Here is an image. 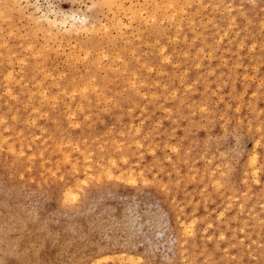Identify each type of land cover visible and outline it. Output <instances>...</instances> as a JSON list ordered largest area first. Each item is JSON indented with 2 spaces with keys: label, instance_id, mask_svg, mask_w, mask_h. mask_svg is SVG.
<instances>
[{
  "label": "rangeland",
  "instance_id": "374dc122",
  "mask_svg": "<svg viewBox=\"0 0 264 264\" xmlns=\"http://www.w3.org/2000/svg\"><path fill=\"white\" fill-rule=\"evenodd\" d=\"M3 1L0 264H264V0H122L150 6L113 39L41 35L42 12L91 22L103 0Z\"/></svg>",
  "mask_w": 264,
  "mask_h": 264
},
{
  "label": "bare ground",
  "instance_id": "6f19581e",
  "mask_svg": "<svg viewBox=\"0 0 264 264\" xmlns=\"http://www.w3.org/2000/svg\"><path fill=\"white\" fill-rule=\"evenodd\" d=\"M12 1H14L16 4L15 5H17V9L19 8L20 9V6L18 7V4H20V3H18L17 4V2H21V0H12ZM25 1V0H24ZM123 1H125V0H123ZM127 1V0H126ZM133 1H135V0H133ZM143 1V0H142ZM159 1V0H158ZM165 0H161V2L163 3ZM178 1V0H177ZM204 1V0H203ZM6 2H9V3H7V4H10L11 6H12V8H14L13 7V5H14V3L12 4V2H10V0H6ZM37 2V1H36ZM35 2V3H36ZM129 2H131V0H129ZM144 2H147L148 3V0H145ZM149 2L150 3H152V5H153V9H154V6H156L157 5V3H156V0H149ZM176 3V1L175 0H173V1H171V2H169V3ZM186 3L187 2H191L190 0H186L185 1ZM220 2V1H219ZM3 3H5V0L3 1ZM2 3V4H3ZM136 3V2H135ZM137 3H138V1H137ZM155 5H154V4ZM169 3L167 4V5H169ZM30 4V3H29ZM34 4V3H33ZM38 4V3H37ZM134 4V3H133ZM165 4H166V2L165 3H163L162 5H160V6H164V8H165ZM223 4V3H222ZM31 5L32 4H30V7H31ZM140 5V4H139ZM138 5V6H139ZM143 5V4H142ZM149 4H147V6H148ZM192 5V4H191ZM203 5V4H202ZM213 5V4H212ZM220 5H221V3H220ZM124 5H123V2H122V0H103V2H102V4L100 5V7L98 8V10L102 13L101 15H102V18L103 19H100V20H98V18H97V16H95V18L93 19V21H87V18H86V16H84V15H79V14H74L73 12V14H71V15H67V13L66 14H63V13H61V16L59 17L57 14H56V12H53V14H52V11H51V15H53V17H50L48 14H45V13H41V19L44 21V23L47 25V30L45 31V32H43L42 34H41V28H40V34L41 35H43V36H46V37H49L50 39H51V37H53L54 39H57V37L59 38V36L63 39L64 37H66V35H65V33L67 32L68 33V35H67V37L68 38H71V36L72 35H75V36H80L81 38L83 37V38H91V39H95V37L96 36H100V37H108L109 35V37H111V34L115 31V33H118V34H116L117 36L118 35H120V32H122L124 29H127L126 27H128V29H129V27L130 26H127L128 25V23L131 21L130 19L131 18H134V17H138L139 18V20H141V19H143L144 17H142V18H140L141 17V13L140 12H143L144 10H142L141 11V8H146L147 6H145V7H138V6H136V7H138V8H136V9H134L133 7L134 6H132V5H128V6H126V9L123 7ZM150 6V5H149ZM170 6V5H169ZM172 6V5H171ZM170 6V7H171ZM182 5H180L179 4V9H180V7H181ZM187 6V5H186ZM189 6H190V3H189ZM29 7V6H28ZM37 7V6H36ZM90 7V6H89ZM128 7V8H127ZM183 7H184V4H183ZM188 7V6H187ZM201 7V6H200ZM207 7V6H206ZM3 8V7H2ZM9 8V7H8ZM12 8H9V9H12ZM48 8V7H47ZM148 8V7H147ZM159 8V7H158ZM168 8V7H167ZM167 8H165V9H167ZM195 8V7H194ZM164 9V10H165ZM169 9V8H168ZM212 9H214V7L212 8ZM217 9V8H216ZM28 10V9H27ZM50 10V9H49ZM113 10L115 11L114 13H113ZM176 10H178V9H176ZM181 10V9H180ZM192 10V9H191ZM199 10H202V9H199ZM60 11V10H59ZM162 11V7H161V10H160V12ZM184 11V10H183ZM196 11H198V10H196ZM36 12V11H35ZM61 12V11H60ZM112 12V13H111ZM122 12V13H121ZM155 12H156V9L154 10V14H155ZM164 12L165 11H162L161 12V14H164ZM185 12V11H184ZM203 12V11H202ZM48 13V12H47ZM109 13H111L113 16H112V18H110L109 20H108V17H110V16H108L109 15ZM157 13V12H156ZM174 14L173 15H175V12H173ZM181 13V12H180ZM187 13H189V12H187ZM198 13V12H197ZM0 14H1V12H0ZM23 15H24V13H22ZM29 14V13H28ZM123 14V15H122ZM129 16H128V15ZM145 14V13H144ZM153 14V13H152ZM151 14V15H152ZM171 14V13H170ZM185 14V13H184ZM183 14V15H184ZM199 14V13H198ZM20 15V14H19ZM22 15V16H23ZM37 15V14H36ZM121 15L126 19V15H127V19H126V23H124V19H122V17H121ZM150 15V16H151ZM172 15V14H171ZM172 15V16H173ZM25 16V15H24ZM24 16H23V18H24ZM150 16L147 18V19H149L150 18ZM167 16H169V15H167ZM166 16V17H167ZM171 16V17H172ZM191 16V15H190ZM194 16V13L192 14V16L191 17H193ZM214 16V15H213ZM216 16V15H215ZM229 16V15H228ZM227 16V17H228ZM31 17V16H30ZM36 17L37 16H34V18L36 19ZM171 17H169V18H171ZM190 17V18H191ZM10 18V17H9ZM18 18V17H17ZM16 18V19H17ZM32 18V17H31ZM138 18H137V20H138ZM213 17H211V19H212ZM230 18H233V17H230ZM234 18H235V16H234ZM1 19V21L3 20V19H6V20H9V19H7V18H5V16L4 17H2V18H0ZM69 19V21H72V22H69V21H67ZM136 19V18H135ZM135 19H133L134 21H135ZM146 18H145V20L144 21H146L147 20ZM151 20L153 19L152 18V16H151V18H150ZM173 19V18H172ZM180 19V18H179ZM194 19V18H193ZM218 19V18H217ZM225 19V18H224ZM227 19V18H226ZM20 20H21V18H20ZM23 20V19H22ZM37 20V19H36ZM36 20H34L33 19V21L35 22ZM130 20V21H129ZM163 20V19H162ZM168 20V19H167ZM208 20V19H207ZM209 20H210V18H209ZM32 21V22H33ZM129 21V22H128ZM169 21V20H168ZM210 21H212V20H210ZM215 21V20H214ZM218 21V20H217ZM4 22H5V20H4ZM20 22V21H19ZM29 22V21H28ZM37 22H38V20H37ZM69 22V27H67L66 26V23H68ZM135 22H137L136 24L137 25H139V21H135ZM149 22V21H148ZM158 22V21H157ZM172 22V21H171ZM180 22V21H179ZM158 23H160V22H158ZM184 23V22H183ZM210 23V22H209ZM227 23H228V21H227ZM23 24V23H22ZM21 24V25H22ZM45 24H43V25H45ZM146 24H147V22H146ZM189 24V23H188ZM33 25V24H32ZM31 25V26H32ZM184 25V24H183ZM209 25V24H208ZM213 25V24H212ZM11 26V25H10ZM176 26V25H175ZM180 26V25H179ZM216 26V25H215ZM38 27H40V26H38ZM44 26H42V28H43ZM133 27V26H132ZM138 27V26H137ZM185 27V26H184ZM199 27V26H198ZM205 27V26H204ZM15 28H17V26H15L14 27V29L13 30H15ZM134 28V27H133ZM145 28V27H144ZM156 28V27H155ZM164 28H166V27H164ZM168 28V27H167ZM223 28V27H222ZM34 30H33V32H35V29L37 30V28H33ZM39 29V28H38ZM113 29V30H112ZM127 29V30H128ZM141 31H143V29H141V28H139ZM138 29V30H139ZM169 29V28H168ZM176 29V28H175ZM187 29V28H186ZM203 29V28H202ZM212 29H213V26H212ZM17 30V29H16ZM15 30V31H16ZM31 30V29H30ZM135 30H137V28L135 29ZM184 30V29H183ZM10 32L12 31V30H9ZM22 31H24L23 29H22ZM21 31V32H22ZM178 31V30H177ZM180 31V30H179ZM178 31V32H179ZM187 31V30H186ZM220 31V30H219ZM2 32V31H1ZM0 32V33H1ZM10 32H8V34H10ZM24 32H26V31H24ZM27 32H28V30H27ZM30 32V31H29ZM38 32V31H37ZM37 32H36V34H37ZM136 32V31H135ZM135 32H132V34H128V35H133V33H135ZM166 32V31H165ZM169 32V31H168ZM192 32V31H191ZM190 32V33H191ZM128 33V32H127ZM137 33H139V31L137 32ZM181 33V32H180ZM186 33V32H185ZM8 34H6V35H8ZM23 35H24V33H22ZM27 34V33H26ZM141 34V33H140ZM188 34V33H187ZM4 35V34H3ZM2 35V37H4ZM5 35V36H6ZM11 35H12V32H11ZM39 35V34H38ZM40 35V36H41ZM115 35V36H116ZM123 35V34H122ZM135 35V34H134ZM151 35V34H150ZM192 35V34H191ZM197 35V34H196ZM10 35H8V37H9ZM13 36V35H12ZM11 36V37H12ZM16 36V35H15ZM15 36L13 37V38H15ZM24 37V36H22L21 35V33H20V35L18 36V37ZM43 36H41L42 38H43ZM124 36V35H123ZM189 36V35H188ZM225 36V35H224ZM20 37V38H21ZM33 37V36H32ZM39 37V36H38ZM127 37V36H126ZM136 37V36H135ZM134 37V38H135ZM174 37V36H173ZM214 37V36H213ZM7 38V37H6ZM25 39L24 40H26V38H27V36L26 37H24ZM30 38V37H29ZM29 38H27V39H29ZM48 38V40H50ZM112 39L113 38H115L114 37V35L112 34V37H111ZM110 38V39H111ZM146 38V37H145ZM172 38V37H171ZM212 38V37H211ZM210 38V39H211ZM4 39V38H3ZM3 39H1V40H3ZM23 39V38H22ZM39 39V38H38ZM136 39V38H135ZM186 39V38H185ZM188 39V38H187ZM207 39V38H206ZM14 40V39H13ZM60 40V39H59ZM58 40V41H59ZM108 40H109V38H108ZM137 40V39H136ZM140 40V39H139ZM169 40V39H168ZM241 40V39H240ZM6 41V40H5ZM39 41V40H38ZM56 41V40H55ZM104 41V40H103ZM110 41V40H109ZM112 41V43H114V44H112V45H114L115 46V39H114V42H113V40H111ZM174 41L175 42H177L175 39H174ZM214 41V40H213ZM7 43H8V41H6ZM11 42V41H10ZM61 42V41H60ZM70 42V41H69ZM68 42V43H69ZM85 42H86V40H85ZM116 42H117V40H116ZM125 42H126V40H125ZM129 42V41H128ZM131 42V41H130ZM129 42V43H130ZM143 42H145V41H143ZM154 42V41H153ZM157 42V41H156ZM169 42V41H168ZM180 42V41H179ZM198 42V41H197ZM200 42H202V41H200ZM56 43V42H55ZM57 43H59V42H57ZM68 43H67V45H68ZM76 43V42H75ZM146 43V42H145ZM193 43V42H192ZM191 43V44H192ZM199 43V42H198ZM0 44H1V42H0ZM2 44H3V42H2ZM60 44V46L63 44V42H62V44L61 43H59ZM70 44V43H69ZM72 44V43H71ZM71 44H70V46H71ZM74 44V43H73ZM156 44V43H155ZM242 44V43H241ZM240 44V45H241ZM20 45V44H19ZM18 45V46H19ZM32 45V44H31ZM46 45V44H45ZM48 45V44H47ZM54 45V44H53ZM57 45V44H56ZM75 45V44H74ZM78 45V44H77ZM128 45V44H127ZM167 45V44H166ZM190 45V44H189ZM193 45V44H192ZM197 45V44H196ZM203 45V44H202ZM209 45V44H208ZM1 46V45H0ZM27 46H30V44H27ZM27 46H24V50L26 49V51L28 50L26 47ZM69 46V45H68ZM76 46V45H75ZM138 46V45H137ZM242 46V45H241ZM2 47V46H1ZM16 47V46H15ZM34 47H35V44H34ZM43 47H44V45H43ZM141 47V46H140ZM161 47V46H160ZM159 47V48H160ZM167 47V46H166ZM170 47V46H169ZM206 47V46H205ZM13 48V47H12ZM33 48V47H32ZM31 47H30V49H29V51L32 49ZM59 47H57L56 49H54L55 51L58 49ZM158 48V47H157ZM6 49H8V48H5V50ZM45 49H47L46 48V46H45ZM44 49V50H45ZM101 49V48H100ZM123 49V48H122ZM134 48H132V49H130L131 50V52H132V50H133ZM137 49H139V48H137ZM153 49V48H152ZM161 49V48H160ZM164 49V48H163ZM22 49H20L19 51H21ZM23 50V51H24ZM33 50V49H32ZM31 50V51H32ZM64 50H66V49H64ZM76 50V49H75ZM80 50V48L78 49V51ZM83 50V49H82ZM86 50V49H85ZM104 50V49H103ZM124 50V49H123ZM123 50H122V52H123ZM140 50V49H139ZM155 50V49H154ZM35 51V50H34ZM62 51V50H61ZM60 51V52H61ZM73 51L74 50H72V53H73ZM87 51H88V49H87ZM87 51H84V53H83V55L85 56V58L89 55V51H91V50H89L88 52ZM97 51H98V49H97ZM105 51V50H104ZM104 51H102V49H101V52H103L104 53ZM119 51V50H118ZM117 51V52H118ZM134 51V50H133ZM158 51V50H157ZM166 51V50H165ZM168 51V50H167ZM198 51H200V50H198ZM202 51V50H201ZM71 52V51H70ZM77 52V51H76ZM101 52H99L98 51V53H100L101 55H103ZM117 52H116V54H117ZM131 52L129 51V53L131 54ZM33 53V52H32ZM31 53V54H32ZM59 53V52H58ZM63 52H61V53H59V54H62ZM65 53H66V51H65ZM65 53H64V56H65ZM72 53H68V54H72ZM75 53V52H74ZM73 53V54H74ZM79 53V52H78ZM35 54V53H34ZM79 54H81V53H79ZM79 54H76V55H79ZM99 54V55H100ZM112 54H113V52H112ZM115 54V55H116ZM133 54V53H132ZM183 54V53H182ZM185 54V53H184ZM212 54V53H211ZM15 55V54H14ZM13 55V56H14ZM17 55H20V54H17ZM33 55V54H32ZM67 55V54H66ZM82 55V54H81ZM80 55V56H81ZM81 56L82 58L81 59H83V57L84 56ZM95 55V54H94ZM97 55V54H96ZM99 55H97L98 56V58H99ZM145 55V54H144ZM147 55H149V54H147ZM152 55V54H151ZM169 55V54H168ZM167 55V56H168ZM16 56V55H15ZM14 56V57H15ZM63 56V55H62ZM104 56H106V54L104 55ZM121 57V55H120V53L117 55V56H114L116 59H119L120 57ZM130 56H132V55H130ZM155 56V55H154ZM153 56V57H154ZM166 56V57H167ZM172 56V55H171ZM177 56V55H176ZM188 56V55H187ZM203 56V55H202ZM23 57V56H22ZM40 57V56H39ZM38 57V58H39ZM67 57H69V58H71V57H74V56H72L71 55V57L70 56H65V59L67 58ZM79 57V56H78ZM107 58H108V56H106ZM113 57V56H112ZM114 57H113V59H114ZM136 57H138V56H136ZM159 57V56H158ZM179 57V56H178ZM84 58V59H85ZM97 57H96V61L97 62H92L93 64H95L93 67L95 68V66H97V65H99V64H101V63H99L98 61H99V59H98ZM104 58V57H103ZM106 58V59H107ZM163 58H165V55H164V57L162 56V59ZM193 58V57H192ZM64 59V60H65ZM72 59V58H71ZM81 59L79 58V59H77L76 58V60H80L81 61ZM121 59H122V57H121ZM138 59V58H137ZM141 59V58H140ZM188 59V58H187ZM187 59H186V61H187ZM7 60V59H6ZM54 60V59H53ZM70 60V59H69ZM75 60V59H74ZM75 60V61H76ZM101 60H102V58H101ZM161 60V59H160ZM165 60V59H164ZM164 60H162L163 62H164ZM167 60V59H166ZM170 60V59H169ZM190 60V59H189ZM203 60V59H202ZM17 62L19 61L18 59L16 60ZM67 62H68V60H66ZM66 61H64L65 63H61V64H66L67 62ZM92 61V60H91ZM114 61H116L115 59H114ZM120 61V60H119ZM155 61V60H154ZM190 61H192V60H190ZM200 61V60H199ZM10 62V60L7 62V63H9ZM44 62V61H43ZM59 62V61H58ZM72 62V61H71ZM121 62V61H120ZM125 62V61H124ZM16 63V62H15ZM21 63H22V60H21ZM41 63V62H40ZM57 63V62H56ZM74 63V62H73ZM72 63V64H73ZM114 63V62H113ZM149 63V62H148ZM184 63H186L185 61H184ZM17 64V63H16ZM25 64V63H24ZM58 64H60V63H58ZM68 64V63H67ZM92 64V65H93ZM115 65H116V63H114ZM126 64V63H125ZM163 64V63H162ZM167 64V63H166ZM174 64V63H173ZM238 64V63H237ZM9 65V64H8ZM18 65V64H17ZM19 65H20V63H19ZM51 65H52V63H51ZM54 65V67H56V68H58L57 67V64H53ZM56 65V66H55ZM74 65V64H73ZM73 65L71 66V67H73ZM102 65V64H101ZM101 65H99V66H101ZM124 64L122 63V65H121V68H124L125 66H123ZM140 65H141V63H140ZM177 65V64H176ZM200 64H198V66H199ZM6 66V65H5ZM12 66V65H11ZM59 66V65H58ZM88 66V65H87ZM91 66V65H90ZM89 66V67H90ZM104 66V65H103ZM101 67V68H104V67ZM107 66H108V64H107ZM107 66H105V67H107ZM161 66H163V65H161ZM160 66V67H161ZM180 66V65H179ZM238 66V65H237ZM60 67V66H59ZM70 67V68H71ZM111 68H112V70L115 68V70H117L116 69V67L118 68V66H116V67H112V65L110 66ZM164 67V66H163ZM168 67V66H167ZM172 67V66H171ZM22 68V67H21ZM41 68V67H40ZM40 68H38V69H40ZM44 69H45V67H43ZM93 68V69H94ZM97 68V67H96ZM152 68V67H151ZM159 68V67H158ZM240 68V67H239ZM26 69V68H25ZM35 69V68H34ZM73 69V68H72ZM75 69V68H74ZM78 69V68H77ZM81 69V68H80ZM83 69H84V67H83ZM107 70H108V67L106 68ZM110 69V68H109ZM125 69V68H124ZM142 69V68H141ZM149 69V68H148ZM163 69V68H162ZM177 69H178V67H177ZM46 70V69H45ZM58 70V69H57ZM102 70H104V69H102ZM106 70V71H107ZM121 70V69H120ZM140 70V69H139ZM184 70V69H183ZM254 70H255V68H254ZM9 71H11V70H9ZM36 71V70H35ZM42 72H43V70H41ZM47 71V70H46ZM68 71V70H67ZM85 71V70H84ZM86 71H88L87 69H86ZM85 71V72H86ZM123 71V70H122ZM142 71V70H141ZM8 72V71H7ZM17 72V71H16ZM109 72V71H108ZM121 72V71H120ZM150 72V71H149ZM177 72V71H176ZM183 72V71H182ZM195 72H196V69H195ZM210 72V71H209ZM256 72H257V70H256ZM17 73H20V72H17ZM16 73V74H17ZM52 73V72H51ZM51 73H48L49 74V77L51 78ZM67 73V72H66ZM82 73V72H81ZM124 73V72H123ZM134 73V72H133ZM5 74V73H4ZM8 74V73H7ZM6 74V75H7ZM24 74V73H23ZM47 74V73H46ZM76 74V73H75ZM79 74V73H78ZM125 74V73H124ZM167 74V73H166ZM182 74V73H181ZM38 75V74H37ZM44 76H43V79H45V74H43ZM159 75V74H158ZM165 75V74H164ZM8 76H11V75H9L8 74ZM106 75H104V77H105ZM133 76V75H132ZM140 76V75H139ZM5 77V76H4ZM33 77V76H32ZM56 77L58 78L59 77V74H56ZM56 77H54L55 79H57ZM62 77H63V75H62ZM61 77V78H62ZM103 77V76H102ZM149 77V76H148ZM173 77V76H172ZM3 78V77H2ZM48 78V77H47ZM75 78H77V77H75ZM79 78V77H78ZM94 77H91V79H93ZM140 78V77H139ZM9 79H11V77H9V78H7L6 80H9ZM12 79H13V77H12ZM20 79V78H19ZM23 79V78H22ZM82 79V78H81ZM89 79V78H88ZM88 79H87V82H88ZM115 79V78H114ZM113 79V80H114ZM123 79V78H122ZM121 79V80H122ZM129 79H131L130 78V76H129ZM133 79V78H132ZM160 79V78H159ZM175 79V78H174ZM200 79V78H199ZM49 80V79H48ZM51 80V79H50ZM134 80V79H133ZM183 80H185V79H183ZM40 81H42V80H40ZM52 81V80H51ZM64 81V80H63ZM93 81V80H92ZM123 81V80H122ZM174 81V80H173ZM176 81V80H175ZM182 81V80H181ZM12 82L14 83L15 81H13L12 80ZM35 82V81H34ZM90 82H91V80H90ZM130 80H129V82H127V83H129L130 84ZM16 83H17V81H16ZM23 83V82H22ZM28 83H29V81H28ZM39 83H41V82H39ZM38 83V84H39ZM141 83H142V81H141ZM172 83V82H171ZM176 83V82H175ZM181 83V82H180ZM88 84V83H87ZM91 84V83H90ZM139 84H140V82H139ZM146 84V83H145ZM154 84V83H153ZM201 84H202V82H201ZM22 85V84H21ZM36 85V84H35ZM54 85H56V84H54ZM131 85H132V83H131ZM171 85H173V84H171ZM3 86H5V85H3ZM23 86V85H22ZM50 86V85H49ZM83 86V85H82ZM88 86V85H87ZM91 87H93V85H90ZM89 86V88H91ZM106 86V85H105ZM136 86V85H135ZM141 86V85H140ZM146 86V85H145ZM163 86V85H162ZM81 87V86H80ZM80 87H78L79 89H81ZM96 87V86H95ZM112 87V86H111ZM130 87V86H129ZM132 87V86H131ZM154 87V86H153ZM152 87V88H153ZM157 87V86H156ZM164 87V86H163ZM172 87V86H171ZM188 87V86H187ZM7 88V87H6ZM49 88V87H48ZM94 88V87H93ZM93 88H91V90L93 91L94 89ZM148 88V87H147ZM8 89V88H7ZM41 89V88H40ZM79 89H77L78 91H79ZM85 90H86V86H85V88H84ZM124 89V88H123ZM126 89V88H125ZM158 89V88H157ZM166 89H167V87H166ZM6 90V89H5ZM10 90V89H9ZM12 90V89H11ZM39 90V89H38ZM49 90V89H48ZM42 91H44V90H41V92ZM47 91V90H46ZM45 91V92H46ZM62 91V90H61ZM71 92H72V90H70ZM97 91V90H96ZM6 92V91H5ZM40 92V91H39ZM44 92V93H45ZM48 92V91H47ZM57 92H58V90H57ZM67 92H69V91H67ZM77 92V91H76ZM100 92V91H99ZM118 92V91H117ZM12 93V92H11ZM43 93V92H42ZM81 93V92H80ZM79 93V94H80ZM109 93V92H108ZM173 93V92H172ZM194 93V92H193ZM23 94V93H22ZM32 94V93H31ZM39 94V93H38ZM65 94V93H64ZM82 94V93H81ZM192 94V93H191ZM42 95V94H41ZM40 95V96H41ZM66 95V94H65ZM75 95V94H74ZM89 95V94H88ZM132 95V94H131ZM142 95V94H141ZM153 96H154V94H152ZM151 95V96H152ZM173 95V94H172ZM23 96V95H22ZM39 96V97H40ZM45 96V95H44ZM81 96V95H80ZM84 96V95H83ZM102 96H104V95H102ZM115 96H116V94H115ZM133 96V95H132ZM156 96V95H155ZM160 96V95H159ZM11 97V96H10ZM14 97V96H13ZM43 97V96H42ZM46 97V96H45ZM51 97V96H50ZM49 97V98H50ZM71 97V96H70ZM117 97V96H116ZM190 97V96H189ZM44 98V97H43ZM49 98H47V100L49 99ZM52 99H53V97H51ZM72 98V97H71ZM86 98V97H85ZM107 98H110V97H107ZM107 98H105L106 100H107ZM135 98V97H134ZM146 98V97H145ZM184 98V97H183ZM40 99V98H39ZM84 99V98H83ZM114 99V98H113ZM144 99V98H143ZM154 99H155V97H154ZM29 100V99H28ZM41 100H42V98H41ZM43 100H45V99H43ZM51 100V99H50ZM70 100V99H69ZM72 100V99H71ZM87 100H89V99H87ZM157 100V99H156ZM159 100V99H158ZM166 100V99H165ZM141 101V100H140ZM174 101V100H173ZM29 102V101H28ZM38 102H39V100H38ZM107 102V101H106ZM120 102V101H119ZM167 102V101H166ZM195 102V101H194ZM49 103V102H48ZM50 103H51V101H50ZM136 103V102H135ZM109 104V103H108ZM116 104V103H115ZM125 104H127V103H125ZM24 105V104H23ZM38 105V104H37ZM42 105V104H41ZM50 105V104H49ZM53 105V104H52ZM63 105V104H62ZM79 105V104H78ZM31 106V105H30ZM116 106V105H115ZM134 106V105H133ZM132 106V107H133ZM35 107H38V106H35ZM50 107H51V105H50ZM75 107V106H74ZM111 107V106H110ZM203 107V106H202ZM76 108H78V107H76ZM89 108V107H88ZM33 109V108H32ZM65 109H67V107L65 108ZM92 109V108H91ZM90 109V110H91ZM104 109V108H103ZM106 109H108V108H106ZM105 109V110H106ZM117 109V108H116ZM34 110H35V108H34ZM80 110H82V109H80ZM87 110V109H86ZM118 110H121V107H120V109H118ZM143 110V109H142ZM204 110V109H203ZM18 111V110H17ZM23 111V110H22ZM79 111V110H78ZM122 111H123V109H122ZM134 111V110H133ZM31 112V111H30ZM36 112V111H35ZM145 112V111H144ZM37 113V112H36ZM79 113V112H78ZM98 113H100V112H98ZM104 113V112H103ZM109 113V112H108ZM120 113V112H119ZM43 114V113H42ZM45 114H46V112H45ZM72 113H70V115H71ZM122 114V113H121ZM13 116V115H12ZM14 116H15V114H14ZM42 116H44V115H42ZM66 116H67V114H66ZM75 116V115H74ZM95 116V115H94ZM101 116V115H100ZM111 116V115H110ZM141 116V115H140ZM39 117V116H38ZM62 117V116H61ZM113 117V116H112ZM16 118V117H15ZM36 118V117H35ZM46 118V117H45ZM96 118V117H95ZM111 118V117H110ZM122 118V117H121ZM40 119V118H39ZM44 119V118H43ZM115 119V118H114ZM7 120V119H6ZM34 120V119H33ZM52 120V119H51ZM56 120V119H55ZM103 120V119H102ZM131 120H132V118H131ZM0 121H1V118H0ZM29 121H31V120H29ZM28 121V122H29ZM98 121V120H97ZM104 122V121H103ZM133 122V121H132ZM73 123V122H72ZM99 123H100V121H99ZM19 124V123H18ZM101 124V123H100ZM130 124H131V122H130ZM20 125V124H19ZM78 125V124H77ZM31 126V125H30ZM33 126H35V125H33ZM70 126V125H69ZM11 127V126H10ZM138 128L140 127V124H139V126H137ZM6 128V127H5ZM4 128V129H5ZM87 129V128H86ZM131 129V128H130ZM73 130V129H72ZM79 130V129H78ZM137 130V129H136ZM6 131V130H5ZM88 131V130H87ZM138 131V130H137ZM19 132V131H18ZM17 134V133H16ZM138 134H140V133H138ZM121 135V134H120ZM117 136V135H116ZM156 136V135H155ZM5 138H7V137H5ZM21 138V137H20ZM24 138V137H23ZM260 138V137H259ZM141 139H143V138H141ZM22 140V139H21ZM20 140V141H21ZM33 140V139H32ZM43 140V139H42ZM145 140V139H144ZM24 141V140H23ZM22 141V142H23ZM134 141H136V140H134ZM255 142H256V140H254ZM113 142V141H112ZM138 142V141H137ZM135 143V142H134ZM35 144V143H34ZM32 145V144H31ZM63 145H64V143H63ZM258 145V144H257ZM69 146V145H68ZM74 146H75V144H74ZM134 146V145H133ZM135 146H137V145H135ZM90 148V147H89ZM118 148V147H117ZM255 148V147H254ZM9 149H10V147H9ZM140 149V148H139ZM145 149V148H144ZM170 149V148H169ZM74 150V149H73ZM152 150V149H151ZM164 150V149H163ZM172 150V149H171ZM149 151V150H148ZM255 151V150H254ZM62 152V151H61ZM150 152V151H149ZM18 153V152H17ZM19 153H21V152H19ZM145 153V152H144ZM154 153V152H153ZM152 153V154H153ZM254 153V152H253ZM39 154V153H38ZM67 153H65V155H66ZM72 154V153H71ZM88 155V154H87ZM91 156V155H90ZM258 156V155H257ZM256 155H254V156H250L251 157V160H250V165H251V168H252V171H253V173H251L252 175H254V177H256V178H258V177H260V176H258L257 175V172H256V166H255V163H256V157H257ZM65 158V157H64ZM64 158L62 157L61 159L62 160H64ZM103 158V157H102ZM120 158V157H119ZM118 158V159H119ZM127 158V157H126ZM166 158V157H165ZM37 159H38V157H37ZM67 159V158H66ZM87 159V158H86ZM111 159V158H110ZM61 160V162L63 163V161ZM248 160V161H249ZM140 161V160H139ZM78 162V161H77ZM102 162H104V161H102ZM97 163V162H96ZM110 164H111V162H109ZM121 163H122V161H121ZM124 163V162H123ZM126 163V162H125ZM67 165H68V163H67ZM138 165V164H137ZM111 166V165H110ZM114 166H115V164H114ZM135 166V165H134ZM30 167V166H29ZM108 167V166H107ZM107 167L105 166L104 167V169L106 168V170H107ZM118 167V166H117ZM76 168V167H75ZM85 170H87V169H85ZM117 170V169H116ZM119 170V169H118ZM258 170V169H257ZM90 171V170H89ZM53 172V171H52ZM101 172V171H100ZM107 172V171H106ZM116 172V171H115ZM124 172V171H123ZM251 172V171H250ZM58 173V172H57ZM76 174V173H75ZM101 174V173H100ZM102 174H104V173H102ZM118 174V173H117ZM128 174V173H127ZM250 174V175H251ZM20 175V174H19ZM63 175V174H62ZM88 175V174H87ZM87 175H85V176H87ZM120 175V174H119ZM129 175V174H128ZM136 175H138V174H136ZM249 175V176H250ZM92 176V175H91ZM105 175H103V177H104ZM107 176L108 177H110V178H112L113 177V174H112V171H108V173H107ZM97 177V176H96ZM126 177V176H125ZM67 178V177H66ZM84 178V177H83ZM81 179L82 181L84 180V179ZM121 178H122V175H121ZM120 178V179H121ZM87 179H89L88 177H87ZM95 179V178H94ZM93 179V180H94ZM129 179V178H128ZM143 179V178H142ZM62 180V179H61ZM109 180V179H108ZM124 180L126 181L127 179H125L124 178ZM130 181H131V179H129ZM135 180V179H134ZM64 181H66V180H64ZM77 181H78V179H77ZM111 181V180H110ZM116 181V180H115ZM128 181V180H127ZM126 181V182H127ZM253 181V180H252ZM60 182V181H59ZM76 182V181H75ZM80 182V181H79ZM142 182V181H141ZM257 182V181H256ZM97 184V183H96ZM99 184V183H98ZM256 184V183H255ZM60 185V184H59ZM82 185V184H81ZM218 185V184H217ZM82 186H84V185H82ZM134 186V185H133ZM215 186V185H214ZM86 187V186H85ZM67 188H68V186H67ZM87 188V187H86ZM63 190V189H62ZM66 191V190H65ZM64 190H63V192H65ZM60 193V192H59ZM69 195H71V197H72V199L73 200H75L76 199V196H74V194H72V193H69ZM77 195V194H76ZM64 196V195H63ZM67 199V198H66ZM64 200H65V198H64ZM66 201H68V200H66ZM65 201V202H66ZM241 205V204H240ZM244 210V209H243ZM219 215V214H218ZM177 221V220H176ZM180 223V222H179ZM191 223V222H190ZM190 223H189V228L191 229V225L193 224H191L190 225ZM185 224V223H184ZM187 225V224H186ZM180 227H182V224H181V226ZM184 227V226H183ZM185 228H186V226H185ZM182 230H184L183 228H182ZM187 230V229H186ZM188 232V231H187ZM184 233V232H183ZM184 234H186V233H184ZM193 236V235H192ZM185 243V242H184ZM184 243H182V244H184ZM182 247V246H181ZM127 257V256H126ZM126 257H124L125 259H127ZM118 258V257H117ZM137 258V257H136ZM98 259V258H97ZM108 259H109V257H108ZM113 259H115V257L113 258ZM122 259V258H121ZM120 259V260H121ZM134 259V258H133ZM132 259V260H133ZM124 260V259H123ZM130 260H128V262H129ZM135 261V260H134ZM92 262V261H91ZM94 262H95V260H94ZM122 262V261H121ZM125 262V261H124ZM123 262V263H124ZM137 262V261H136ZM122 263V264H123ZM181 263V262H180ZM81 264H86L85 262L84 263H81ZM94 264V263H93ZM96 264V263H95ZM131 264V263H130ZM133 264V263H132ZM138 264V263H137ZM172 264H176V263H172ZM185 264V263H184Z\"/></svg>",
  "mask_w": 264,
  "mask_h": 264
}]
</instances>
